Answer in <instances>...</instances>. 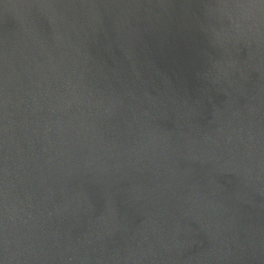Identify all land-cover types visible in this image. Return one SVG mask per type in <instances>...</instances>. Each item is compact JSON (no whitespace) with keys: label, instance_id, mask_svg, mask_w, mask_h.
Segmentation results:
<instances>
[{"label":"water","instance_id":"95a60500","mask_svg":"<svg viewBox=\"0 0 264 264\" xmlns=\"http://www.w3.org/2000/svg\"><path fill=\"white\" fill-rule=\"evenodd\" d=\"M0 264H264V0H0Z\"/></svg>","mask_w":264,"mask_h":264}]
</instances>
